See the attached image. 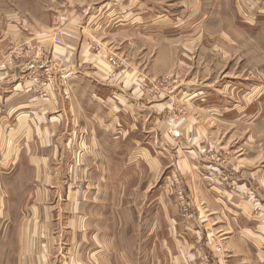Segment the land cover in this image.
I'll list each match as a JSON object with an SVG mask.
<instances>
[{
	"label": "crops",
	"instance_id": "crops-1",
	"mask_svg": "<svg viewBox=\"0 0 264 264\" xmlns=\"http://www.w3.org/2000/svg\"><path fill=\"white\" fill-rule=\"evenodd\" d=\"M233 9L250 27L264 22V0H235ZM73 37L57 49L50 34L36 30L28 39L46 50L54 46L63 68L48 82L18 80L10 53L9 82H0V264H264V213L253 214L241 186L227 189L207 176L204 168L215 165L203 155L219 148L193 145L207 132L190 104L179 122L182 136L192 141L185 146L162 115L174 111L173 101L131 99L134 83L124 76L139 67L115 75L109 53H77ZM19 38L13 24L0 45ZM43 53L38 50L30 59L37 65L25 73L37 72L47 60ZM146 139L152 147L142 146ZM131 146L132 154L147 159L157 191L132 215L123 209L115 226L108 171L114 163L139 168L140 161L130 165ZM174 175L191 217L179 209Z\"/></svg>",
	"mask_w": 264,
	"mask_h": 264
},
{
	"label": "rangeland",
	"instance_id": "rangeland-1",
	"mask_svg": "<svg viewBox=\"0 0 264 264\" xmlns=\"http://www.w3.org/2000/svg\"><path fill=\"white\" fill-rule=\"evenodd\" d=\"M234 1L0 0V39L9 40L13 24L21 34L17 44L7 41L0 45V82H9L5 67H9L10 53L18 62V80L27 76L35 83L53 79V72L63 68V60L53 53L54 46L46 50L28 37L43 30L58 49L75 35L77 53H109L107 59L115 75L139 67L138 73L133 70L124 76L134 83L129 88L132 100L173 101L177 106L174 111L162 115L168 116L165 119L172 137L183 138L178 144L185 146L192 141L182 136L179 122L186 113L185 105L190 104V114L207 132L206 138H197L193 145L219 148L218 154L203 155L208 164L215 165L204 168L207 176L227 189L241 186L243 198L255 205L253 214L264 213V22L256 27L245 24L233 9ZM110 23L124 26L106 29ZM58 37L62 43H56ZM38 50L47 54V60L38 63L37 72L25 73L36 63L30 59ZM149 140L142 146L152 147ZM138 154L131 152L129 158L130 165L140 161L137 170L114 163L117 167L108 171L114 181L115 226L121 224L123 209L129 207L132 215L139 206H147L146 199L157 191L147 159ZM173 178L179 209L184 216L187 210L191 217L181 180L178 175ZM76 184L81 186L79 181ZM255 217L254 226L259 220Z\"/></svg>",
	"mask_w": 264,
	"mask_h": 264
},
{
	"label": "built area",
	"instance_id": "built-area-1",
	"mask_svg": "<svg viewBox=\"0 0 264 264\" xmlns=\"http://www.w3.org/2000/svg\"><path fill=\"white\" fill-rule=\"evenodd\" d=\"M62 42H63V39L61 37L56 38V43H62ZM174 134L178 135V132L174 131ZM185 215L189 217L190 213L187 210H185ZM215 246H216V250L219 252H222L224 250V247L220 242H215Z\"/></svg>",
	"mask_w": 264,
	"mask_h": 264
}]
</instances>
